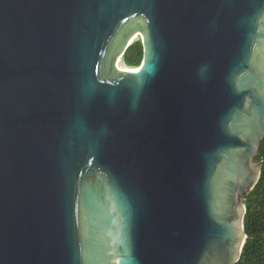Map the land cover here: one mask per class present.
<instances>
[{
	"label": "water",
	"instance_id": "1",
	"mask_svg": "<svg viewBox=\"0 0 264 264\" xmlns=\"http://www.w3.org/2000/svg\"><path fill=\"white\" fill-rule=\"evenodd\" d=\"M263 139L264 0H0V264H237Z\"/></svg>",
	"mask_w": 264,
	"mask_h": 264
},
{
	"label": "trees",
	"instance_id": "2",
	"mask_svg": "<svg viewBox=\"0 0 264 264\" xmlns=\"http://www.w3.org/2000/svg\"><path fill=\"white\" fill-rule=\"evenodd\" d=\"M143 60L140 39L135 40L123 55L125 68L136 69ZM256 161L261 165L260 178L253 190L243 197L245 244L237 264H264V139L260 144Z\"/></svg>",
	"mask_w": 264,
	"mask_h": 264
},
{
	"label": "rangeland",
	"instance_id": "3",
	"mask_svg": "<svg viewBox=\"0 0 264 264\" xmlns=\"http://www.w3.org/2000/svg\"><path fill=\"white\" fill-rule=\"evenodd\" d=\"M135 40H137V39H135ZM119 65H120V67H124V64L122 61H120Z\"/></svg>",
	"mask_w": 264,
	"mask_h": 264
},
{
	"label": "bare ground",
	"instance_id": "4",
	"mask_svg": "<svg viewBox=\"0 0 264 264\" xmlns=\"http://www.w3.org/2000/svg\"><path fill=\"white\" fill-rule=\"evenodd\" d=\"M119 63H120V61L117 62V66L122 69L123 67H120Z\"/></svg>",
	"mask_w": 264,
	"mask_h": 264
},
{
	"label": "flooded vegetation",
	"instance_id": "5",
	"mask_svg": "<svg viewBox=\"0 0 264 264\" xmlns=\"http://www.w3.org/2000/svg\"><path fill=\"white\" fill-rule=\"evenodd\" d=\"M256 158H257V157L254 158V161H255L256 163H258V162L256 161Z\"/></svg>",
	"mask_w": 264,
	"mask_h": 264
}]
</instances>
